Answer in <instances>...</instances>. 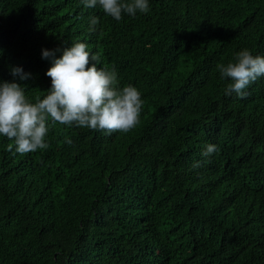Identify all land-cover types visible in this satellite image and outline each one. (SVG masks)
<instances>
[{"label": "trees", "instance_id": "obj_1", "mask_svg": "<svg viewBox=\"0 0 264 264\" xmlns=\"http://www.w3.org/2000/svg\"><path fill=\"white\" fill-rule=\"evenodd\" d=\"M148 3L116 21L82 0H0V82L35 102L42 50L84 42L144 102L128 133L49 123L26 155L0 136V264H264V77L240 99L217 69L264 56V0Z\"/></svg>", "mask_w": 264, "mask_h": 264}, {"label": "clouds", "instance_id": "obj_2", "mask_svg": "<svg viewBox=\"0 0 264 264\" xmlns=\"http://www.w3.org/2000/svg\"><path fill=\"white\" fill-rule=\"evenodd\" d=\"M85 8L99 7L106 16L120 21L124 14L135 17L137 12L149 11L148 0H82ZM98 19L90 20L89 31H95ZM59 51V49L55 50ZM55 51L42 50V59H51L46 76L51 87L43 98L32 102L26 95L27 86L17 82H0V136L12 141L8 150L26 155L46 150L49 123L66 127L87 128L107 135L128 133L140 123L144 106L139 90L131 84L120 87L115 67H98L100 57L89 51L84 42L64 47L56 58ZM221 79H227L226 96L235 93L244 99L246 89L264 77V56L253 55L248 49L239 51L234 62L218 64ZM11 75L20 81L31 78L20 67L11 69ZM65 143L72 141L65 138ZM218 151L208 144L201 153L208 157ZM200 162L193 164L198 168Z\"/></svg>", "mask_w": 264, "mask_h": 264}]
</instances>
